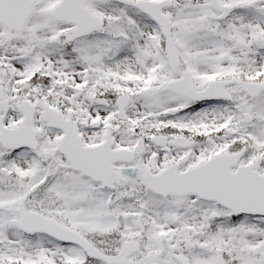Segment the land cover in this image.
I'll return each instance as SVG.
<instances>
[{
  "label": "snow or ice",
  "instance_id": "snow-or-ice-1",
  "mask_svg": "<svg viewBox=\"0 0 264 264\" xmlns=\"http://www.w3.org/2000/svg\"><path fill=\"white\" fill-rule=\"evenodd\" d=\"M0 264H264V0H0Z\"/></svg>",
  "mask_w": 264,
  "mask_h": 264
}]
</instances>
